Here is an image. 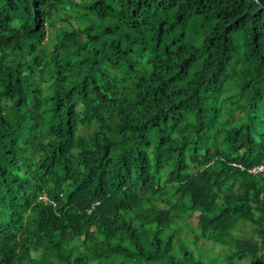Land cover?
<instances>
[{
	"label": "trees",
	"instance_id": "16d2710c",
	"mask_svg": "<svg viewBox=\"0 0 264 264\" xmlns=\"http://www.w3.org/2000/svg\"><path fill=\"white\" fill-rule=\"evenodd\" d=\"M263 161L264 0H0V264H264Z\"/></svg>",
	"mask_w": 264,
	"mask_h": 264
},
{
	"label": "built area",
	"instance_id": "2783aa9c",
	"mask_svg": "<svg viewBox=\"0 0 264 264\" xmlns=\"http://www.w3.org/2000/svg\"><path fill=\"white\" fill-rule=\"evenodd\" d=\"M264 170V161L261 165L256 166L254 169L251 170L252 173L262 172ZM43 200H46V197L44 196L42 198Z\"/></svg>",
	"mask_w": 264,
	"mask_h": 264
},
{
	"label": "rangeland",
	"instance_id": "374dc122",
	"mask_svg": "<svg viewBox=\"0 0 264 264\" xmlns=\"http://www.w3.org/2000/svg\"><path fill=\"white\" fill-rule=\"evenodd\" d=\"M45 52H46V50H45V49H42V50H41V53H45Z\"/></svg>",
	"mask_w": 264,
	"mask_h": 264
}]
</instances>
